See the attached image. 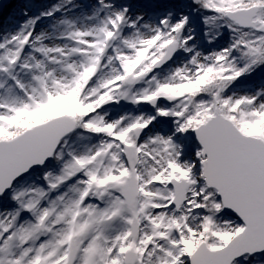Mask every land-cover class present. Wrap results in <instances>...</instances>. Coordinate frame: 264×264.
<instances>
[{
	"label": "snow or ice",
	"instance_id": "obj_1",
	"mask_svg": "<svg viewBox=\"0 0 264 264\" xmlns=\"http://www.w3.org/2000/svg\"><path fill=\"white\" fill-rule=\"evenodd\" d=\"M33 8L0 25V264H264V0Z\"/></svg>",
	"mask_w": 264,
	"mask_h": 264
},
{
	"label": "rangeland",
	"instance_id": "obj_2",
	"mask_svg": "<svg viewBox=\"0 0 264 264\" xmlns=\"http://www.w3.org/2000/svg\"><path fill=\"white\" fill-rule=\"evenodd\" d=\"M12 1H14V3H15V9H14V11H12V10H10L9 11V13L11 12V14L7 17V19H10L12 16H18V14H19V10H20V7H21V5H22V3H23V0H12ZM50 2H52V0H33V4H34V8H33V10L35 11L37 8H39L41 5H43V4H47V3H50ZM9 3H11V1L9 2ZM9 3H7V4H9ZM6 4V5H7ZM5 23V22H4Z\"/></svg>",
	"mask_w": 264,
	"mask_h": 264
},
{
	"label": "trees",
	"instance_id": "obj_3",
	"mask_svg": "<svg viewBox=\"0 0 264 264\" xmlns=\"http://www.w3.org/2000/svg\"><path fill=\"white\" fill-rule=\"evenodd\" d=\"M15 3L14 1H11V3L5 5L3 8V14L0 15V25H2L4 22H6L7 17L11 14L12 11H14ZM12 10L10 13L9 11Z\"/></svg>",
	"mask_w": 264,
	"mask_h": 264
},
{
	"label": "water",
	"instance_id": "obj_4",
	"mask_svg": "<svg viewBox=\"0 0 264 264\" xmlns=\"http://www.w3.org/2000/svg\"><path fill=\"white\" fill-rule=\"evenodd\" d=\"M10 1H12V0H0V5H2L3 8H4L5 5H6L7 3H9Z\"/></svg>",
	"mask_w": 264,
	"mask_h": 264
}]
</instances>
